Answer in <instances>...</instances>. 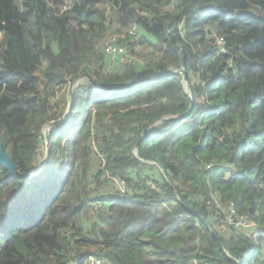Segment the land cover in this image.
Returning <instances> with one entry per match:
<instances>
[{"label": "trees", "instance_id": "obj_1", "mask_svg": "<svg viewBox=\"0 0 264 264\" xmlns=\"http://www.w3.org/2000/svg\"><path fill=\"white\" fill-rule=\"evenodd\" d=\"M0 143V264H264V0H0Z\"/></svg>", "mask_w": 264, "mask_h": 264}, {"label": "rangeland", "instance_id": "obj_2", "mask_svg": "<svg viewBox=\"0 0 264 264\" xmlns=\"http://www.w3.org/2000/svg\"><path fill=\"white\" fill-rule=\"evenodd\" d=\"M107 43L108 42L104 43V47H102V49H103V51L105 53H107V51H106L107 50ZM68 90H69L68 86H65L64 88L59 90L60 92L57 94L56 102L53 105V111L54 112L55 111L59 112L62 109V107L64 106V102L68 98V93H69ZM42 156H43V154L41 155V159H42ZM44 164H45V160L40 161V163L37 164V166L31 171L32 173H34V176H36L38 173H40L43 170ZM151 186L154 187V184L151 183ZM92 187L95 188L96 186L93 185ZM105 187H110V188L107 191V193L103 192V194H105V195L109 194L110 196H113V197L123 196V195H119V192L117 191L118 189L115 188V185L113 183L107 184ZM214 200L215 201L212 200L211 203H213V205H215V206H218V203L216 202L217 199H214ZM94 209H95V211H94L93 215L91 216L92 223H94L97 220L96 215H97V212L99 210H101V206H99V205L94 206ZM222 211L224 212L225 215H226V213H228L227 208H223L222 207ZM232 215L229 214V216H228V218L226 219L225 222L223 221V223H222V221H220V224L222 223V225L219 226V230L221 231L222 235L229 236L232 232H236V231L249 233L248 230L242 229V225L241 224L243 223V220H241L240 218H236L235 215L234 216H232ZM88 230L89 231H88V236L87 237L90 238V239H93L94 238V236H93L94 230H92L91 226H90V228ZM249 234L251 235V233H249ZM88 251H94L96 253H94L95 255L91 256V257H89L90 255H88L87 256L88 258H87V261H86L87 263H84V264H96V260H97V256L96 255H97V251L98 250L92 248V249H90ZM91 255H92V253H91Z\"/></svg>", "mask_w": 264, "mask_h": 264}, {"label": "built area", "instance_id": "obj_3", "mask_svg": "<svg viewBox=\"0 0 264 264\" xmlns=\"http://www.w3.org/2000/svg\"><path fill=\"white\" fill-rule=\"evenodd\" d=\"M128 33L131 36L135 37V38L138 37L137 36V29L134 26L129 29ZM107 42H108L107 43V50H106L107 51V53H106L107 55L114 56V57L115 56H125V49L120 48V47H114V43L116 42V37L110 38ZM219 44L220 45L223 44L222 40H219ZM166 75H167V73L163 72V73H159L156 77L157 78H162V77H164ZM100 157H101V155H100ZM114 185L118 189L117 191L119 192V195H123L124 196V195H130V194L133 193V190L128 189L127 186L124 183L118 182L117 179H115ZM234 215H235L236 218H240L241 220H243V223L241 224L242 225V229H246L248 231H253L254 230L252 233L255 234L254 235L255 237L257 236L258 227H257V225L254 222L249 221V220H247L244 217H239L235 213H233L232 216H234ZM88 250H90V249H85V250L82 251L84 256L87 257L88 255H90L89 257H91V256L95 255L94 253H96V252L88 251ZM91 253H92V255H91ZM96 264H104V261H102L101 259L97 258Z\"/></svg>", "mask_w": 264, "mask_h": 264}, {"label": "water", "instance_id": "obj_4", "mask_svg": "<svg viewBox=\"0 0 264 264\" xmlns=\"http://www.w3.org/2000/svg\"><path fill=\"white\" fill-rule=\"evenodd\" d=\"M152 79L153 78L146 79V80L142 81V83L150 82V81H152ZM137 83H140V82H137ZM72 106H73V99H72L71 104L69 106V113L72 111ZM178 118H181V117L174 118L173 120H176ZM62 122H64V120L52 123L51 125L56 126V125L61 124ZM0 165H2L8 171L9 177L14 178V177H17L19 175V168L14 164L12 158L6 154V152L3 148V145L1 143H0ZM23 177L25 179H32L34 177V173L30 172V173L24 174Z\"/></svg>", "mask_w": 264, "mask_h": 264}, {"label": "clouds", "instance_id": "obj_5", "mask_svg": "<svg viewBox=\"0 0 264 264\" xmlns=\"http://www.w3.org/2000/svg\"><path fill=\"white\" fill-rule=\"evenodd\" d=\"M30 180V179H29Z\"/></svg>", "mask_w": 264, "mask_h": 264}]
</instances>
